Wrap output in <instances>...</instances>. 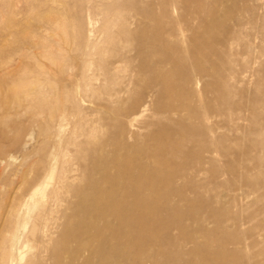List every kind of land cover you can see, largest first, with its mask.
Masks as SVG:
<instances>
[{"label":"rangeland","instance_id":"1","mask_svg":"<svg viewBox=\"0 0 264 264\" xmlns=\"http://www.w3.org/2000/svg\"><path fill=\"white\" fill-rule=\"evenodd\" d=\"M135 154L156 253L194 240L210 264H264V0H0V255L42 194L32 244L81 234Z\"/></svg>","mask_w":264,"mask_h":264},{"label":"bare ground","instance_id":"2","mask_svg":"<svg viewBox=\"0 0 264 264\" xmlns=\"http://www.w3.org/2000/svg\"><path fill=\"white\" fill-rule=\"evenodd\" d=\"M153 56L159 55V50H152ZM149 55L144 53L143 56ZM159 162L162 160L158 153H154ZM139 157L138 159L136 157ZM146 157V156H145ZM144 155H131L123 160L111 162L118 168L117 179L124 181L131 186L126 192H121L119 189L110 191L111 195L102 200V202H94V199H87L84 206L81 208V213L92 215L95 218L93 221H84L81 226V234L77 232L71 237L62 236L56 247L41 246L32 244L29 230L30 213L40 205L45 199V195L40 197L29 198L24 207L20 209L24 213V218L10 227L9 236L7 238V250L0 255V264H139L131 260L135 255L126 251L136 249L137 258L147 259L151 264H210L211 262L218 263L217 255L212 253L208 257L197 256L198 252L207 250V245H197L193 240L191 245L194 246L193 251L184 248L179 240H172L178 248L175 250H166L161 254L157 251L155 238L159 233L157 227L148 224L150 211L152 208L145 201L156 200L155 196L145 195L143 186L137 184L136 180L143 177L142 168L144 165ZM137 164V165H136ZM136 165V174H128V171ZM143 172V171H142ZM147 178L152 186H162L164 181L161 173L147 171ZM172 176V175H171ZM125 183V184H126ZM133 198V204L128 207H121L125 203L123 198ZM97 200L102 199V195L96 196ZM95 198V199H96ZM122 201V202H121ZM110 212L117 220V226L106 223L105 213ZM41 223L38 225V231L42 234L47 228L45 218L40 217ZM129 230V234L122 236L121 230ZM111 232V237L107 236V232ZM70 240V241H69ZM168 238L166 242L170 241ZM113 241L118 242L114 244ZM167 244V243H166ZM164 244V245H166ZM44 245V244H43ZM152 253L148 254V249ZM220 256H224L225 251H220ZM117 258H123V261H117ZM131 258V259H130ZM226 258V257H225ZM119 262V263H118ZM124 262V263H123ZM142 264V262H140Z\"/></svg>","mask_w":264,"mask_h":264}]
</instances>
